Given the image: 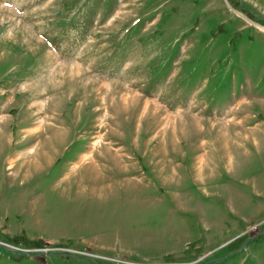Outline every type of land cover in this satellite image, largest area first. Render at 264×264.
I'll return each mask as SVG.
<instances>
[{"label":"rangeland","instance_id":"obj_1","mask_svg":"<svg viewBox=\"0 0 264 264\" xmlns=\"http://www.w3.org/2000/svg\"><path fill=\"white\" fill-rule=\"evenodd\" d=\"M0 264H264V0H0Z\"/></svg>","mask_w":264,"mask_h":264},{"label":"built area","instance_id":"obj_2","mask_svg":"<svg viewBox=\"0 0 264 264\" xmlns=\"http://www.w3.org/2000/svg\"><path fill=\"white\" fill-rule=\"evenodd\" d=\"M27 250H29L28 248H26ZM26 249H24V250H26Z\"/></svg>","mask_w":264,"mask_h":264}]
</instances>
